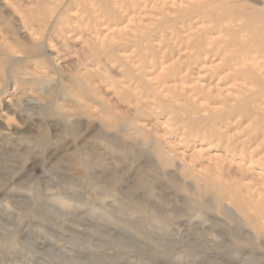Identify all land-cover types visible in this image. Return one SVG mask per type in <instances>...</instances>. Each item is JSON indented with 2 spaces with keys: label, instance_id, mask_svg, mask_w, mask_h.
<instances>
[{
  "label": "rangeland",
  "instance_id": "rangeland-1",
  "mask_svg": "<svg viewBox=\"0 0 264 264\" xmlns=\"http://www.w3.org/2000/svg\"><path fill=\"white\" fill-rule=\"evenodd\" d=\"M263 12L0 0V264H264Z\"/></svg>",
  "mask_w": 264,
  "mask_h": 264
},
{
  "label": "bare ground",
  "instance_id": "bare-ground-1",
  "mask_svg": "<svg viewBox=\"0 0 264 264\" xmlns=\"http://www.w3.org/2000/svg\"><path fill=\"white\" fill-rule=\"evenodd\" d=\"M233 9L232 10H230L229 11V13L232 15L233 14ZM227 12H228V10H227ZM226 12V13H227ZM235 13V12H234ZM228 14V13H227ZM233 16V15H232ZM252 17V20H254L255 21V23H257V24H254V31L256 32V36H255V38L253 39L254 40V42H257V43H261V44H263L264 45V12L263 13H261V14H258L257 13V15H252L251 16ZM252 27V26H251ZM252 28V29H253ZM249 30V29H248ZM249 31H251V30H249ZM253 31V33H255ZM250 33V32H249ZM250 36V35H249ZM248 36V37H249ZM254 36V35H253ZM252 38V37H251ZM250 39V38H249ZM249 41V40H248ZM247 42V41H246ZM83 168H85V166L83 167ZM83 172V171H82ZM84 172H85V170H84ZM87 174H88V172H87ZM84 176H85V174H83ZM106 193H107V191H106ZM110 194V193H109ZM58 201H59V203L62 205V206H64V207H68V206H73L74 204H71L72 202H70V201H66V200H64V199H61V198H58L57 199ZM136 209H140L141 208V205H136V206H134ZM143 209V208H142ZM141 210V209H140Z\"/></svg>",
  "mask_w": 264,
  "mask_h": 264
}]
</instances>
